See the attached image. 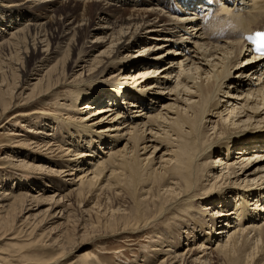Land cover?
Segmentation results:
<instances>
[{
  "label": "bare ground",
  "instance_id": "6f19581e",
  "mask_svg": "<svg viewBox=\"0 0 264 264\" xmlns=\"http://www.w3.org/2000/svg\"><path fill=\"white\" fill-rule=\"evenodd\" d=\"M261 28L264 0H0L18 170H0V251L38 242L58 262L149 231L132 264H264V56L246 42Z\"/></svg>",
  "mask_w": 264,
  "mask_h": 264
},
{
  "label": "rangeland",
  "instance_id": "374dc122",
  "mask_svg": "<svg viewBox=\"0 0 264 264\" xmlns=\"http://www.w3.org/2000/svg\"><path fill=\"white\" fill-rule=\"evenodd\" d=\"M182 3V2H181ZM183 12L187 13V12H192V9L189 8V6H185V4L182 3ZM187 9H189V11H187ZM180 15H184V13H180ZM189 17V16H188ZM191 27V24H190ZM190 28H188L186 31H189ZM192 29V28H191ZM185 32V31H184ZM193 34V33H192ZM188 36V35H187ZM96 42V40L94 39H86V43L90 44L89 42ZM194 46V45H192ZM138 49V48H137ZM134 51V55H136V50ZM194 48H192V51L190 50L189 52H187V55H192L195 52L193 51ZM154 53H161V52H155ZM149 55L148 51L146 50V52H143L142 55L139 56H146ZM238 71V70H237ZM133 73V69H131V72ZM176 79V78H175ZM174 80V79H173ZM163 87V86H162ZM65 87H63L60 90V94L65 95L66 91H65ZM171 88L164 89V95H168L170 93V97L167 96L165 100L166 103H169L171 101H173L172 98H174V92L173 90H170ZM67 90V89H66ZM64 91V92H63ZM65 93V94H63ZM241 93V91H240ZM237 94V93H236ZM245 94V93H243ZM168 98V99H167ZM63 101L65 100H60L55 102L54 100H52V102L50 103H46L44 106L45 109H47L48 111H54L51 108H53L52 106H60L63 104ZM127 101V100H126ZM103 105V104H102ZM156 108L160 107L162 104L161 102H157L156 103ZM129 106V105H128ZM29 107H27L28 109ZM46 111V112H48ZM12 115V114H11ZM10 114H8V116L4 119H2L0 125L2 124H6L8 117L11 116ZM262 117H264V114L262 115ZM44 119V118H43ZM42 119V120H43ZM257 121H260V119L255 118ZM4 121V122H3ZM21 125H23L21 123ZM107 124H104V126ZM20 126V125H19ZM16 126L15 129H18L19 131H23L26 130L28 131V128L26 126ZM12 131L7 130V129H0V170H3L4 168H7V170H10L11 172L14 170L11 165L6 161V157H5V151L10 153V146H13L15 143V139L13 137V134H11ZM18 132V131H17ZM13 133V132H12ZM24 133V132H22ZM12 152V151H11ZM255 168V167H254ZM18 170H14L12 172V174L17 173ZM258 174H264V171L262 172H258ZM11 183V187H17L18 184H20V180H14V181H10ZM28 183H31V181L29 180ZM35 187V186H34ZM57 223H53L52 227L55 226L56 227ZM50 230V228H49ZM60 231V227L59 229L57 228L56 230H53V232L58 233ZM17 232V231H16ZM149 231H139V232H130V233H125L122 236H108L104 239H100L99 243H94V244H82L81 240H77L76 241V245L69 248L68 253L66 252V254H64V256H62V259L57 261H51L53 260L57 254L58 251H50L47 250L48 248H42L41 244L36 242V243H32L28 248L19 251L17 249H13V248H8V247H4L5 249L1 250V256L6 257L8 261L6 260H1L0 262L2 264H8V263H13V264H33L32 261H36L35 259H31L33 257L40 258V262L42 263L43 261H46L47 264H132L135 262H141L143 259V254L146 253H153V250H151L150 244L152 243V235L150 233H148ZM53 233V234H55ZM18 238L20 241L25 240V238H27L25 236V232L20 231L18 234ZM25 242V241H23ZM78 244H81V247H78ZM71 249V251H70ZM85 250H89L91 252L90 257L87 258L88 261L84 262V260H82L80 257L83 254V251ZM209 252L211 251V249L208 250ZM63 261V262H61ZM100 261V262H99ZM39 262V261H38ZM60 262V263H59ZM143 262V261H142Z\"/></svg>",
  "mask_w": 264,
  "mask_h": 264
},
{
  "label": "snow or ice",
  "instance_id": "6c2138e0",
  "mask_svg": "<svg viewBox=\"0 0 264 264\" xmlns=\"http://www.w3.org/2000/svg\"><path fill=\"white\" fill-rule=\"evenodd\" d=\"M259 50H264V33H259Z\"/></svg>",
  "mask_w": 264,
  "mask_h": 264
}]
</instances>
